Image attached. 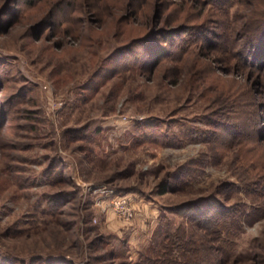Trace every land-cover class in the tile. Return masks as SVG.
<instances>
[{
  "label": "rangeland",
  "instance_id": "374dc122",
  "mask_svg": "<svg viewBox=\"0 0 264 264\" xmlns=\"http://www.w3.org/2000/svg\"><path fill=\"white\" fill-rule=\"evenodd\" d=\"M263 17L0 0V264H264Z\"/></svg>",
  "mask_w": 264,
  "mask_h": 264
},
{
  "label": "trees",
  "instance_id": "16d2710c",
  "mask_svg": "<svg viewBox=\"0 0 264 264\" xmlns=\"http://www.w3.org/2000/svg\"><path fill=\"white\" fill-rule=\"evenodd\" d=\"M182 29H184V30L181 32V34H180L181 36L180 37H182V35H184L185 33H188V30H190V28H188V27H184ZM255 34H257V35H255ZM220 39H221V42L220 43L223 46L225 45V49H233L234 48V45L235 44H234V39H233V35H232V30H226L224 32V34L221 35V38ZM263 44H264V17L259 22V26L257 27L256 32L254 33V35L251 37L250 42L247 41L246 44L243 45V46H241V47H242V49H244L243 52L245 54H246V52L253 54L251 48L253 46H258V45L264 46ZM184 49L185 48H183V50ZM255 58L256 57L253 56L252 57V60H255ZM244 60L247 61L248 59L247 60L244 59ZM247 63H249V62H247ZM256 65H257V63H256ZM261 66L263 68L264 67V63H261ZM235 132L238 133L237 134L238 136L241 135V134H239L238 130H235L233 133L235 134ZM163 191H164V186H162L160 188V192L162 193Z\"/></svg>",
  "mask_w": 264,
  "mask_h": 264
}]
</instances>
